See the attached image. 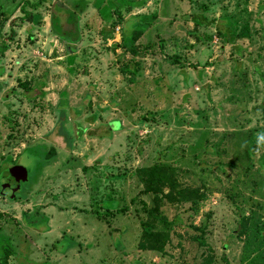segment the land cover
Returning a JSON list of instances; mask_svg holds the SVG:
<instances>
[{"label":"rangeland","instance_id":"1","mask_svg":"<svg viewBox=\"0 0 264 264\" xmlns=\"http://www.w3.org/2000/svg\"><path fill=\"white\" fill-rule=\"evenodd\" d=\"M68 1L0 0V178L28 174L13 199L0 179V262L264 264V0ZM158 163L205 193L160 206V252Z\"/></svg>","mask_w":264,"mask_h":264},{"label":"trees","instance_id":"2","mask_svg":"<svg viewBox=\"0 0 264 264\" xmlns=\"http://www.w3.org/2000/svg\"><path fill=\"white\" fill-rule=\"evenodd\" d=\"M44 1L51 0H37L36 3L26 2L25 5H29L31 7L40 6ZM68 1V0H67ZM103 0H94L92 4L95 8L99 9ZM70 2V3H69ZM69 4H71L74 8H77L76 11L82 12V3L75 2V0H69ZM113 3H117L114 2ZM61 4V5H60ZM55 8L58 10H63L62 3H56ZM22 12L25 9L21 8ZM29 13L25 12L24 17H28ZM192 20L195 24L198 23L199 17L193 15ZM58 18L55 15L51 16V31L54 35L58 37H62V30L57 27L56 22ZM13 36V35H12ZM12 36L10 38H12ZM8 50V46L5 42L2 43L0 47V55L4 54ZM78 132L81 135L85 129L78 125ZM54 150L52 148L49 149L48 153L44 155V160H51ZM142 184L146 192L150 193L153 197L154 203L153 206L147 211V220L141 223L143 228V234L141 237V241L139 246L141 249L152 250V251H164L166 245L168 244V235L161 231L151 230L148 227L153 225L159 216L160 206L166 202L168 204H177L182 205L185 203H190L191 206H195L200 203L205 198V193H203L200 188L194 187H182L179 182V170L173 166H169L166 164L158 163L154 164L149 168H145L142 171ZM198 234L195 236V241L198 242L199 245L204 244V230L205 223H202L199 227H193ZM4 255L2 256L0 264H8V257L11 255L12 250L8 246L3 247Z\"/></svg>","mask_w":264,"mask_h":264},{"label":"water","instance_id":"3","mask_svg":"<svg viewBox=\"0 0 264 264\" xmlns=\"http://www.w3.org/2000/svg\"><path fill=\"white\" fill-rule=\"evenodd\" d=\"M11 176L15 177V182L12 188L9 189L8 196L9 199H13L15 197L16 191L20 189V183H24L28 180V174L27 170L22 166H14L10 169ZM21 178L22 180H19L18 178Z\"/></svg>","mask_w":264,"mask_h":264},{"label":"flooded vegetation","instance_id":"4","mask_svg":"<svg viewBox=\"0 0 264 264\" xmlns=\"http://www.w3.org/2000/svg\"><path fill=\"white\" fill-rule=\"evenodd\" d=\"M13 167V166H12ZM11 168V167H10ZM9 174V175H8ZM8 174H7V177H3L1 175V180L3 181L1 184L2 186L5 188V192L6 194L4 193L3 195L5 196H8V191L10 188H12V186L14 185V182H15V177L14 176H11V172L10 170H8ZM19 180H22L20 177L18 178ZM21 185V183H20ZM16 196V195H15Z\"/></svg>","mask_w":264,"mask_h":264},{"label":"clouds","instance_id":"5","mask_svg":"<svg viewBox=\"0 0 264 264\" xmlns=\"http://www.w3.org/2000/svg\"><path fill=\"white\" fill-rule=\"evenodd\" d=\"M264 142V133L258 134V143Z\"/></svg>","mask_w":264,"mask_h":264}]
</instances>
